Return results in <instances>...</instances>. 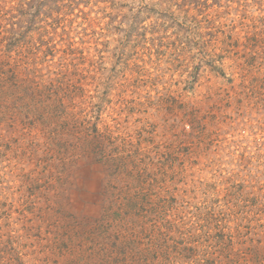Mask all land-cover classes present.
Wrapping results in <instances>:
<instances>
[{"label": "trees", "instance_id": "16d2710c", "mask_svg": "<svg viewBox=\"0 0 264 264\" xmlns=\"http://www.w3.org/2000/svg\"><path fill=\"white\" fill-rule=\"evenodd\" d=\"M92 2L0 0V114L13 118L10 104H4V101L13 100L17 101V109L23 104L34 108L21 115L30 116L29 122H40L41 111L48 115L51 110L50 107L38 108V104L44 103L39 98L43 95L47 98L46 92L52 95L66 88L81 90V97L88 95L87 99L99 110L116 113L111 99L123 97L128 82L124 80L118 86L113 76L120 77L123 71L118 67L127 65L135 50L137 55L141 53L140 59L146 65L148 62L156 64L153 59L156 56V27L177 30L173 35L176 41L167 45L170 47L181 44L177 42L179 30L193 31L196 44L188 47L182 43L174 53L172 62H178L180 66L189 65L186 57L193 47L199 49L202 60L210 57L223 61L233 59L245 62V65L252 59L251 44L262 32L251 29L264 31V0H141L135 9L143 16L130 19L128 12H124L125 0H98L105 5L101 11H96L99 13L96 15H93ZM201 30L207 32L200 37ZM200 43L202 47L198 48ZM143 54L148 56V61ZM191 75L181 82L185 84V90L193 87ZM147 77L143 81L156 86V75L151 73ZM192 78L195 77L192 75ZM44 88H47L46 92ZM117 103L121 105L124 100ZM194 120L198 121V116H194ZM40 145L31 141L36 166L43 160L36 154ZM117 148L123 154L113 159L109 180L145 185L146 170L139 163L135 164L139 154L131 157V153L126 154L122 147ZM9 150L12 146L2 151L4 156ZM138 150L141 152V147ZM1 156L0 151V159ZM59 167L42 166L37 176H33L34 170L17 187L12 181L0 178V264H40L38 252L32 250L33 236L43 235L41 224H36L31 216L33 206L38 207L33 195L34 190L43 185L47 187V183L51 188L58 184L63 186L64 181L57 176L62 165ZM191 185L193 187L184 192L183 198L182 194L178 196L181 201L175 194L169 200L162 201L164 197L157 200L156 221L149 226L152 230L147 237L151 239L146 248L131 237L137 233L132 229L139 208L127 199L126 202L122 198L118 200L116 192L109 186L96 203L101 208L100 214L84 213L80 220L67 205L69 194H63L65 248L59 245L60 252L63 250L62 264H264V212L259 211L258 218L254 212L253 218L248 219L236 210L239 205L244 209L249 207L243 199L218 204L221 202L219 196L211 205L188 204V198L200 187ZM113 186V189L117 188V185ZM179 206V210L174 208ZM178 212L182 222L176 218ZM245 213L250 214L248 210ZM251 220L254 224H250ZM35 230L38 232L33 233ZM259 233L263 236L259 237ZM241 250L245 252L241 253Z\"/></svg>", "mask_w": 264, "mask_h": 264}, {"label": "rangeland", "instance_id": "374dc122", "mask_svg": "<svg viewBox=\"0 0 264 264\" xmlns=\"http://www.w3.org/2000/svg\"><path fill=\"white\" fill-rule=\"evenodd\" d=\"M140 2L125 0L124 12H128V19L143 16L135 9ZM92 4L93 15L99 14L96 11L105 5L98 0ZM158 16L156 11V19ZM251 30L262 32L251 44L249 63L214 57L202 60L199 49L193 47L186 57L189 65L180 66L172 62L174 53L182 43L188 47L196 44L193 31L179 30L177 42L181 44L170 47L167 45L176 41L173 35L177 30L156 27V56H153L156 64L146 65L140 59L141 53L137 55L135 50L128 64L118 67L123 71L120 77L113 76L118 86L124 80L128 82L123 97L111 99L116 113L99 110L87 99L88 95L82 98V91L75 88L55 91L52 95L44 88L48 97L39 98L44 103L37 106L50 107L51 111L48 115L41 111L40 122H29L30 116L24 117L27 110L34 108L19 102L21 106L17 109V101H4L6 106L10 104L13 118L0 114V120L5 116L0 122V178L12 181L17 187L34 170L33 176H37L42 166L60 168L62 165L57 176L64 181L63 186L51 188L47 183V187L43 185L34 190L33 200L38 207L33 206L31 216L36 224H41L43 235L33 236L32 250L38 252L40 264L63 263V250H60L65 248L62 210L66 193L69 194L67 205L78 220L84 213L100 214L101 208L96 203L108 186L116 192L118 200L132 202L140 213L132 229L137 233L131 237L143 248L150 243L147 234L152 230L149 226L156 221L157 200L160 197H164L162 201L169 200L175 194L181 201L178 196L182 194L183 198L193 183L200 187L188 198V204L211 205L219 196L218 204L243 199L249 207L244 209L239 205L236 210L248 219L253 218L254 212L256 218L264 212V31ZM206 32L201 30L199 36ZM143 58L149 60L144 54ZM151 73L156 75L154 87L143 81ZM190 74L195 77H190L193 87L185 90L181 82L189 79ZM120 100H124L121 105L117 103ZM21 112H25L23 116ZM194 116L199 120L195 121ZM32 140L41 144L36 151L43 159L39 166L32 158ZM11 146L12 150L5 151L4 156L2 151ZM117 147H122L126 154L131 153V157L139 154L135 164L146 170L145 185L109 180L113 159L123 154ZM206 182L211 183L205 185ZM113 185L117 188L113 189ZM177 214V220L182 222L181 213ZM250 224H254L252 220Z\"/></svg>", "mask_w": 264, "mask_h": 264}]
</instances>
